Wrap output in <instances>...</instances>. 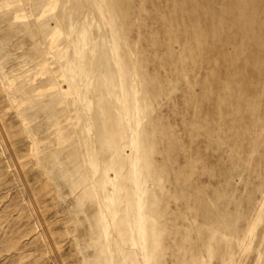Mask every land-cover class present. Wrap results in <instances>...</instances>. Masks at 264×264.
I'll return each instance as SVG.
<instances>
[{"label": "rangeland", "instance_id": "374dc122", "mask_svg": "<svg viewBox=\"0 0 264 264\" xmlns=\"http://www.w3.org/2000/svg\"><path fill=\"white\" fill-rule=\"evenodd\" d=\"M0 264H264V0H0Z\"/></svg>", "mask_w": 264, "mask_h": 264}]
</instances>
